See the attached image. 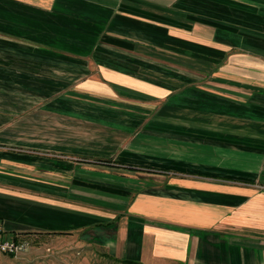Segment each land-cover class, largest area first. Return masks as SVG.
Masks as SVG:
<instances>
[{
	"label": "crops",
	"instance_id": "1",
	"mask_svg": "<svg viewBox=\"0 0 264 264\" xmlns=\"http://www.w3.org/2000/svg\"><path fill=\"white\" fill-rule=\"evenodd\" d=\"M0 220L61 264H264V0H0Z\"/></svg>",
	"mask_w": 264,
	"mask_h": 264
},
{
	"label": "rangeland",
	"instance_id": "2",
	"mask_svg": "<svg viewBox=\"0 0 264 264\" xmlns=\"http://www.w3.org/2000/svg\"><path fill=\"white\" fill-rule=\"evenodd\" d=\"M30 242L28 250L16 257L0 252V264H61L59 241L53 243L46 240L40 244H35L32 240Z\"/></svg>",
	"mask_w": 264,
	"mask_h": 264
},
{
	"label": "built area",
	"instance_id": "3",
	"mask_svg": "<svg viewBox=\"0 0 264 264\" xmlns=\"http://www.w3.org/2000/svg\"><path fill=\"white\" fill-rule=\"evenodd\" d=\"M30 241L27 239L15 238L7 232L5 224L0 220V252L16 257L21 252L28 250Z\"/></svg>",
	"mask_w": 264,
	"mask_h": 264
},
{
	"label": "trees",
	"instance_id": "4",
	"mask_svg": "<svg viewBox=\"0 0 264 264\" xmlns=\"http://www.w3.org/2000/svg\"><path fill=\"white\" fill-rule=\"evenodd\" d=\"M130 264H134V263H132V262H129Z\"/></svg>",
	"mask_w": 264,
	"mask_h": 264
}]
</instances>
